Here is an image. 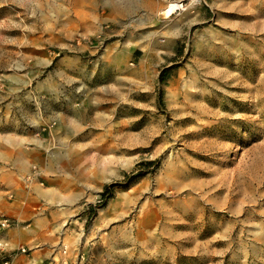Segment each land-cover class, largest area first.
I'll return each instance as SVG.
<instances>
[{
	"label": "rangeland",
	"instance_id": "1",
	"mask_svg": "<svg viewBox=\"0 0 264 264\" xmlns=\"http://www.w3.org/2000/svg\"><path fill=\"white\" fill-rule=\"evenodd\" d=\"M4 218L44 264H264V0H0Z\"/></svg>",
	"mask_w": 264,
	"mask_h": 264
},
{
	"label": "crops",
	"instance_id": "2",
	"mask_svg": "<svg viewBox=\"0 0 264 264\" xmlns=\"http://www.w3.org/2000/svg\"><path fill=\"white\" fill-rule=\"evenodd\" d=\"M21 202L23 201H19V204H21ZM16 216H18L19 219L23 220V211L20 210ZM25 232L26 231H23V226L13 227L3 231V233L0 235V239L4 240V242H7L10 248L14 250L19 246L23 247V244H25L27 241L29 242L27 236L25 235ZM49 255V249L41 246V248L27 254V256H18L13 260L12 264H44Z\"/></svg>",
	"mask_w": 264,
	"mask_h": 264
},
{
	"label": "built area",
	"instance_id": "3",
	"mask_svg": "<svg viewBox=\"0 0 264 264\" xmlns=\"http://www.w3.org/2000/svg\"><path fill=\"white\" fill-rule=\"evenodd\" d=\"M11 224H12V221L10 219L4 218L0 222V228L3 229V230L8 229L11 226ZM15 251H16L15 253H19V254H27L28 253L27 249L24 248V247H20V248H18ZM10 252L14 253L13 250L10 251ZM9 263H10L9 262V258H2L0 260V264H9Z\"/></svg>",
	"mask_w": 264,
	"mask_h": 264
},
{
	"label": "trees",
	"instance_id": "4",
	"mask_svg": "<svg viewBox=\"0 0 264 264\" xmlns=\"http://www.w3.org/2000/svg\"><path fill=\"white\" fill-rule=\"evenodd\" d=\"M165 72H167V69L163 71V74H161V76H160V78H159V80H160L161 83H163V82L165 81V75H164ZM154 164H155L154 162H148V163L145 164V166L148 168L149 166L154 165ZM131 175H132V174H131ZM121 186H122V185H121L120 183L111 184V185H109L108 187H105V188H104V191L102 192V195H104V193H105L106 191H109V193H110V192H112L115 188H120Z\"/></svg>",
	"mask_w": 264,
	"mask_h": 264
},
{
	"label": "bare ground",
	"instance_id": "5",
	"mask_svg": "<svg viewBox=\"0 0 264 264\" xmlns=\"http://www.w3.org/2000/svg\"><path fill=\"white\" fill-rule=\"evenodd\" d=\"M178 8H180V5L176 3H169L167 6H165L161 12L164 19L169 18Z\"/></svg>",
	"mask_w": 264,
	"mask_h": 264
}]
</instances>
